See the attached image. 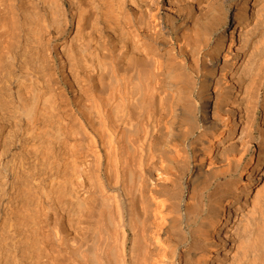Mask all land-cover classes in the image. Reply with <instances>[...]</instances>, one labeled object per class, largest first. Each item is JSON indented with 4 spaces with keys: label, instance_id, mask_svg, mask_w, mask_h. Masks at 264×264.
I'll return each mask as SVG.
<instances>
[{
    "label": "bare ground",
    "instance_id": "1",
    "mask_svg": "<svg viewBox=\"0 0 264 264\" xmlns=\"http://www.w3.org/2000/svg\"><path fill=\"white\" fill-rule=\"evenodd\" d=\"M0 264H264V0H0Z\"/></svg>",
    "mask_w": 264,
    "mask_h": 264
}]
</instances>
